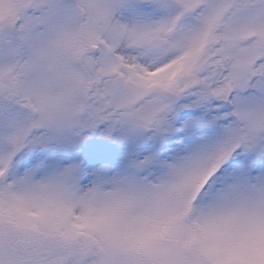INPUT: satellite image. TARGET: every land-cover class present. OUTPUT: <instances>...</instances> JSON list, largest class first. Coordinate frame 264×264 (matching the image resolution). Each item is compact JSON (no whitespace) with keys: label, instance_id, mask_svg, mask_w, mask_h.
Returning a JSON list of instances; mask_svg holds the SVG:
<instances>
[{"label":"snow or ice","instance_id":"6c2138e0","mask_svg":"<svg viewBox=\"0 0 264 264\" xmlns=\"http://www.w3.org/2000/svg\"><path fill=\"white\" fill-rule=\"evenodd\" d=\"M0 264H264V0H0Z\"/></svg>","mask_w":264,"mask_h":264}]
</instances>
